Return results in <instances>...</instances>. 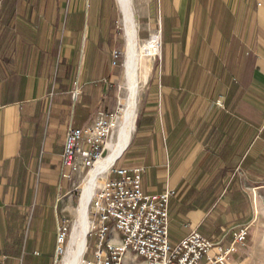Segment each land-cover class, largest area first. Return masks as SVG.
Segmentation results:
<instances>
[{
    "label": "crops",
    "instance_id": "1",
    "mask_svg": "<svg viewBox=\"0 0 264 264\" xmlns=\"http://www.w3.org/2000/svg\"><path fill=\"white\" fill-rule=\"evenodd\" d=\"M94 1L0 0V251L19 252L25 236L33 254L48 240L50 261L54 256L53 205L44 202L31 217L30 198L38 201L44 193L29 197L10 181L26 185L34 168L36 180L55 184L68 125L88 124L98 107L113 36L106 26L98 28ZM202 1L199 12L209 4L206 14L215 17L192 20L189 28L215 27L216 39L202 57L187 54V70L162 73L161 153L134 163L143 165L144 193L173 189L170 243L189 229L228 238L229 229L253 224L262 200L257 188L264 185V0ZM184 5L192 14L194 0ZM147 109L144 122L136 119L130 159L153 123ZM243 184L252 186L251 194ZM129 258L125 264H133Z\"/></svg>",
    "mask_w": 264,
    "mask_h": 264
},
{
    "label": "rangeland",
    "instance_id": "2",
    "mask_svg": "<svg viewBox=\"0 0 264 264\" xmlns=\"http://www.w3.org/2000/svg\"><path fill=\"white\" fill-rule=\"evenodd\" d=\"M184 1L185 0H131L137 17L136 21H138L137 35H139L140 46L144 56L147 52L148 59L145 60V62H147V66H145L146 79L139 92L140 96L137 103V113L134 119V129L131 133L129 142L126 145V149L123 150L124 153L122 152L123 154L120 155L121 157L119 156L115 159V164L130 165L143 161V157L157 159L160 156L161 150L159 149V142L162 138L158 123V114L160 113L158 102L160 97L158 89L161 87L160 77H162L163 72H171L181 69L187 70V54H198V58L202 57L201 54L205 51L207 43L216 39L215 27L203 28L199 25L192 29L189 28V23L192 20L194 22L215 17L212 14V11H210L208 15L206 14L207 11L205 9H208L209 4L202 7V12H199V10H201L199 9L200 0H194L195 8L191 14L188 12V9H185L186 5H184ZM94 2V8L99 12L96 21L98 23V28L106 26V28L111 30V36H113V42L109 51L110 53L107 56L109 75L101 81L103 96L97 108L109 111L117 105L122 111L123 107L120 95L122 90L121 73L123 67L122 62L124 57L125 35H123L121 13L116 0H96ZM205 3L203 0L202 4ZM113 50L117 51V56L112 64ZM98 57L99 60L102 61L105 57L104 52L100 51ZM196 63L201 64L203 62L200 59L196 60ZM75 87L77 86L74 85L72 88L74 93ZM147 107H149L154 113L152 120L153 123H149L150 126L147 127L145 134H143L144 142L141 143L142 146L140 147V153L135 158L130 159L131 156L128 155V150H131V147L134 145L133 140L136 137L135 133L138 129V122H144V115L148 112ZM138 116L139 120L136 122ZM120 117L116 130L112 135L113 137L106 146V153H103L102 158L97 162H100L109 153V149L116 138V131L121 123ZM146 141L147 144H145ZM91 170H89L85 176L86 169L81 175L73 172L70 173L68 169H66L63 170L65 176L62 175L63 171L60 170L59 178L55 180V184H49L36 180L37 178L34 176L36 169L29 168L26 185L22 184L20 186L13 178L10 181V183H13L12 188L16 187L15 189L19 191L25 190L29 197L33 193H39L40 195L42 192L44 193V196L38 201L30 198L28 212L31 217H34L36 213L40 212L38 210L42 209L39 205L42 206L44 202L48 201L53 205L54 211H56V221L54 225H58L57 227H59V231H63L66 235V241L64 244V248L66 246L65 251L68 248L69 236L75 226V214L80 199V189L84 185L83 183ZM241 187L247 194H251V190L249 189L252 186L243 184ZM257 192V195L262 197L261 201L259 199L256 201V203L258 202L259 204L257 218L249 227V233L246 237L244 247L238 252L232 254L227 264H264V185L258 187ZM47 197H49V199ZM87 216L88 219H90L89 210ZM86 236L85 246L87 252H85L84 258L85 256L91 257L94 243L96 241L95 236H89L87 234ZM23 237L24 239L19 252H16L15 250L9 251L7 248L0 251V264H53V258L52 261H50L52 244L49 243L48 240L42 241L37 249L39 252L33 254L36 251L33 250L34 252L32 253L29 243H26V237ZM63 259L61 255H58L54 264H62Z\"/></svg>",
    "mask_w": 264,
    "mask_h": 264
},
{
    "label": "built area",
    "instance_id": "3",
    "mask_svg": "<svg viewBox=\"0 0 264 264\" xmlns=\"http://www.w3.org/2000/svg\"><path fill=\"white\" fill-rule=\"evenodd\" d=\"M93 1V0H86ZM117 56L112 51L111 63ZM121 108L107 111L97 108L91 121L82 127L68 125L62 145L61 171L83 174L106 153L107 143L117 125ZM143 165H118L114 162L91 194L88 204L91 226L86 232L96 241L91 257H82L84 264H125L129 253L131 263L137 264H227L238 252L249 233L251 221L229 229L228 238H208L196 229H189L175 242L168 238V201L173 189L165 186L157 193L141 190ZM62 175L65 176L64 171ZM228 232V233H229ZM53 264L62 255L66 235L55 233Z\"/></svg>",
    "mask_w": 264,
    "mask_h": 264
},
{
    "label": "bare ground",
    "instance_id": "4",
    "mask_svg": "<svg viewBox=\"0 0 264 264\" xmlns=\"http://www.w3.org/2000/svg\"><path fill=\"white\" fill-rule=\"evenodd\" d=\"M116 1L121 13L123 35H125L124 57L122 62L123 67L121 73L122 90L120 100L123 107L120 117L121 123L116 131V138L109 149V153L100 162L94 164L95 166L93 165V169L80 189V199L75 214V226L69 236V243L66 251V246L64 248L63 245L64 251L61 257L62 259L64 257V259L62 260V264H84L81 260L85 251L86 232L91 226L87 216L88 204L92 196L91 194L101 183L105 170L115 161L116 158L123 154V150L126 149V145L128 144L131 138V133L134 129V119L137 113V103L140 96L139 92L146 79L145 66H147V62H145V60L148 59L147 52L144 56L140 46L139 35H137L138 21H136L137 17L131 0ZM115 130L116 127L111 134L110 140L112 139ZM127 255H129V253H125L124 262L126 261Z\"/></svg>",
    "mask_w": 264,
    "mask_h": 264
}]
</instances>
